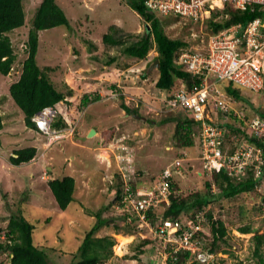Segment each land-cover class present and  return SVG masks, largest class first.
<instances>
[{"label": "rangeland", "instance_id": "374dc122", "mask_svg": "<svg viewBox=\"0 0 264 264\" xmlns=\"http://www.w3.org/2000/svg\"><path fill=\"white\" fill-rule=\"evenodd\" d=\"M40 2L23 0L25 23L8 33L16 61L9 75L0 74L3 120L0 131V229L6 227L12 215L18 214L34 227L33 243L49 256V264H71L83 234L95 223L92 213L103 209L102 218L109 219L111 224L101 227L96 237H112L115 244L113 256L101 264H156L160 253L153 249L155 228H139L138 220L126 217V223L134 222L136 227L131 233L121 229L122 216L128 211L114 200L115 189L111 188L116 183L114 171L130 168L129 174L136 173V188L151 189L158 183V176L169 169L177 194L184 197L207 194L205 182L211 181L212 173L203 168L199 144L181 149L174 138L175 123L162 122L177 111L166 109V92L155 87L158 70L151 65L156 51L151 50L144 60L123 53V49L137 41L146 30L145 22L130 7V0H55L66 15L68 27L38 32L36 61L57 90L72 91L67 100H72L73 106L64 103L63 107L69 112L68 120L72 117L73 122L67 123L62 131L56 130L53 137L42 136L27 128L8 89L18 79L21 64L27 56L28 31ZM157 17L170 38L184 40L196 51L204 49L209 34L207 19L194 22L173 15ZM106 34H111L122 44H105L102 38ZM240 89L244 98L241 104L261 106L258 94ZM85 94L98 95L100 99L79 110V102ZM213 99L209 97L208 101L213 103ZM122 103L129 109H137V115H127L121 108ZM92 129L96 133L88 137ZM29 147L36 149L35 157L28 163L12 165L10 157H16L14 151ZM176 161L180 166L174 169ZM63 176L74 178L75 191L74 201L65 210H60L46 182ZM211 193H218L213 185ZM261 197H264V175L251 194H241L227 202L220 199L214 204L213 217L222 221L227 230L225 243H220L215 261L257 264L252 237L264 235ZM221 203L223 207L218 206ZM206 209L200 214L205 215ZM180 219L182 224L188 221L185 214ZM245 226L251 229L250 233L240 232ZM205 228L203 226V230ZM119 237H130L131 240L117 251ZM143 241H146L143 253L138 254ZM262 251L264 253V247ZM4 258V254L0 255V261Z\"/></svg>", "mask_w": 264, "mask_h": 264}, {"label": "trees", "instance_id": "16d2710c", "mask_svg": "<svg viewBox=\"0 0 264 264\" xmlns=\"http://www.w3.org/2000/svg\"><path fill=\"white\" fill-rule=\"evenodd\" d=\"M129 5L145 22L146 30L137 41L123 49L124 55L137 60H144L151 50H155L157 55L152 63L155 60L159 62V68L157 69L158 78L155 82V87L161 91H165L167 98H171L182 88H184L187 94L190 93L192 88L198 85L199 80L177 65L176 57L181 49H187L190 52H195L196 49L190 48L189 44L184 40L173 39L166 35L163 30V23L158 19L156 14L147 11L141 0H130ZM262 14L260 6L256 4L248 5L244 10H239L226 3L213 11L210 18L207 19L208 35L217 34L236 24H240L242 30L255 18H261ZM24 23L23 0H0V74L3 76L9 75L16 61V55L8 33L22 27ZM60 26L68 27V20L64 12L55 0H41L32 19L31 29L28 31L26 41L27 56L21 64L20 75L15 82L10 84L8 89L14 104L23 114L25 126L35 132H38V129L35 123L31 121V118L46 107H53L57 111V117L52 123L54 129L62 131V129L66 128L67 123L73 122L72 117L71 120H68L67 114L69 112L63 107L64 103L70 107L73 106L72 100H67L68 97L72 96V91L69 90L63 93L57 90L51 83L46 71L40 69L36 61L39 45L38 32ZM102 41L111 46L122 44V41L116 39L111 34L104 35ZM113 60L111 59V62ZM218 89L231 97L234 109L242 107L245 110L244 120H248L252 113H259L264 119V109L256 106L254 103L241 104L244 98L240 88L232 84H223L219 85ZM120 98H122L121 95ZM99 99L98 95L91 97L85 94L79 102L78 109L83 110L88 104L94 103ZM121 108L127 115H137V109H129L123 103L121 104ZM174 111H177L176 115L170 114L162 122H174V138L177 146L181 149L191 148L197 143L196 137L199 134V125L193 121L188 111ZM224 117L228 121L216 125L225 131L222 151L226 154H232L235 146L233 144L230 145V148H226V146L230 144L229 137L233 135L238 136L240 140L247 141V143L256 146L261 150L263 155L261 158L262 162L258 165L259 175L255 176L256 170L254 167H250L246 174L239 178L232 177L224 169L219 172H212L211 181L205 182L207 194L198 195V193H195L186 197L177 194V186L173 176H171L168 180L171 192L168 197L169 203L159 207L161 211L158 209L147 215L148 218L152 219L153 224L160 219L178 220L182 217V214L187 216L188 221L191 220L195 223L197 212L200 213V211L207 208L205 210V217L207 218L206 228L199 233L197 239L200 242L203 241L202 247L210 253H216L220 243H225V238L227 237L225 224L213 217L214 204H218V200L220 199L227 202L235 200L241 194H251L256 190L264 175V138L256 139L249 137L244 131L245 126L243 121L237 118L234 111L232 113H225ZM2 128L3 120L0 113V131ZM13 154L16 157H10V162L12 165L18 166L22 163L30 162L35 157L36 149L34 147L19 149L14 151ZM114 176L116 183L111 188L115 189L114 200H117V203L121 206L124 196L123 189L127 187L133 191L138 185L134 176H130L128 183L124 184L118 168L114 171ZM161 178H163V173L156 180L158 181ZM46 183L60 210H65L74 201L75 180L73 177L63 176L60 179L48 180ZM211 184L218 190L216 195L211 193ZM261 201H263V204L260 207L264 208V197H261ZM218 206L223 207L222 203ZM102 210L100 209L92 213L95 223L83 234L75 260L71 264H101L113 256L112 250L115 244L113 238L109 236L96 237V233L101 227L111 224L109 219L102 218ZM126 217H128L127 213L122 216L123 224L121 229H125L131 233L134 231L136 224L134 222L133 224H127ZM33 229L34 227L18 214L12 215L9 218L6 227L0 229V255H5L0 264H49V256L33 243ZM250 230L249 227L245 226L240 229V232L246 234L250 233ZM252 239L255 245L253 256L257 260V264H264V253L262 251L264 247V235L255 234ZM143 242V245H139L138 247V254L143 253L142 248L146 244V241ZM190 257L189 252L181 251L168 257L167 264H184ZM193 264L196 263L194 262ZM214 264L220 263L215 261Z\"/></svg>", "mask_w": 264, "mask_h": 264}, {"label": "built area", "instance_id": "2783aa9c", "mask_svg": "<svg viewBox=\"0 0 264 264\" xmlns=\"http://www.w3.org/2000/svg\"><path fill=\"white\" fill-rule=\"evenodd\" d=\"M148 12L158 16H177L194 22H204L212 12L229 3L233 8L244 10L248 5L256 4L262 10V17L255 18L244 29L241 25H232L217 34L208 35L204 51L190 52L181 49L176 57L177 65L199 80L190 93L184 88L171 98H165L168 111L185 110L199 125L196 137L201 149L200 158L207 173L226 170L232 177L244 176L250 167L255 168V176L259 175L262 162V152L256 146L240 140L236 135L229 137L230 145L235 146L232 154L222 151L225 131L216 125L226 123L225 113L233 112L243 121L244 131L249 137L264 138V119L259 113H252L244 120L245 110L234 109L233 100L218 86L232 84L238 88L247 89L261 97L260 108L264 109V0H141ZM213 97V103L208 101ZM57 117L53 107H46L34 114L31 121L35 123L42 136H54L57 131L52 129V123ZM72 132V129H71ZM256 162V163H255ZM175 168L180 166L176 161ZM130 168L119 170L121 180L127 184ZM172 176L169 169L163 171V178L151 189L131 191L124 188L121 201L128 211V220H138V227H148L153 232L156 245L154 250L160 253L156 264H167V258L179 252H189L191 257L184 264H214L216 253H210L202 247V241L197 239L206 225L207 219L203 213L191 220L181 223L180 220H162L152 223L147 215L169 203L168 180ZM135 177V176H134ZM142 189L144 191H142ZM155 225V226H154ZM174 258V257H173Z\"/></svg>", "mask_w": 264, "mask_h": 264}, {"label": "water", "instance_id": "95a60500", "mask_svg": "<svg viewBox=\"0 0 264 264\" xmlns=\"http://www.w3.org/2000/svg\"><path fill=\"white\" fill-rule=\"evenodd\" d=\"M151 67L158 69V68H159V62H158V60H155V61L152 63ZM95 133H96V131L92 129V130H90V132L88 133L87 136H88V137H92Z\"/></svg>", "mask_w": 264, "mask_h": 264}, {"label": "bare ground", "instance_id": "6f19581e", "mask_svg": "<svg viewBox=\"0 0 264 264\" xmlns=\"http://www.w3.org/2000/svg\"><path fill=\"white\" fill-rule=\"evenodd\" d=\"M130 240L131 239L128 238V237H119V243H120V245L118 246V248L116 250L117 251H120L121 246L124 245L125 243H127Z\"/></svg>", "mask_w": 264, "mask_h": 264}, {"label": "clouds", "instance_id": "9594fccd", "mask_svg": "<svg viewBox=\"0 0 264 264\" xmlns=\"http://www.w3.org/2000/svg\"><path fill=\"white\" fill-rule=\"evenodd\" d=\"M52 127V126H51ZM52 129H54L53 127H52ZM54 130H56V129H54ZM38 134H40L39 132H37ZM46 137H48V136H46ZM51 137H53V136H51Z\"/></svg>", "mask_w": 264, "mask_h": 264}, {"label": "crops", "instance_id": "0c3cea01", "mask_svg": "<svg viewBox=\"0 0 264 264\" xmlns=\"http://www.w3.org/2000/svg\"><path fill=\"white\" fill-rule=\"evenodd\" d=\"M130 238V237H129Z\"/></svg>", "mask_w": 264, "mask_h": 264}]
</instances>
